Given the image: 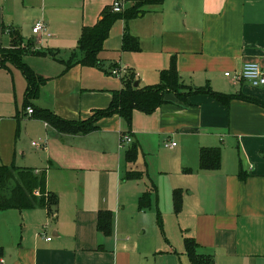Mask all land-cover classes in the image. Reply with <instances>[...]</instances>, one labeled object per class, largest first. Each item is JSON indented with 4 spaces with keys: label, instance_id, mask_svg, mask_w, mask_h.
<instances>
[{
    "label": "crops",
    "instance_id": "0c3cea01",
    "mask_svg": "<svg viewBox=\"0 0 264 264\" xmlns=\"http://www.w3.org/2000/svg\"><path fill=\"white\" fill-rule=\"evenodd\" d=\"M115 1L0 0V112L7 114L0 113V142L15 135L18 120L11 114L12 102L18 108L27 90L21 69L3 58L13 48L12 31L21 46L32 45L41 53L23 57L47 80L37 108L80 122L110 107L113 92L124 88L120 78L80 64L67 69L63 62L73 55L80 59L83 29L94 27ZM119 1L127 10L142 0ZM141 10L130 21L118 20L104 42L99 58L109 65L108 75L113 67L123 66L143 88L159 84L161 72L175 62L185 86L209 87L256 102L233 99L224 105L209 95L180 99L170 93L152 115L135 111L131 128L116 114L98 121V129L87 135L62 134L28 116L35 122L22 129L17 142L30 138L25 133L30 129L44 144L38 149L32 145L37 141L31 143L38 160L35 172L46 174L47 191L58 196L59 205L55 215L41 207L0 212L3 264H135L126 249L131 239L121 234V216L148 191L137 190L138 181L126 175L143 172L139 167L144 166L154 178L164 169V150L174 153L187 172L179 214L185 240L194 239L198 254L211 257L213 264H264V87L234 84L225 75L239 72L246 63L264 68V0H164ZM38 21L47 24L51 36L33 33ZM125 32L138 39L139 52L123 50ZM42 43L48 52L40 50ZM123 134L133 142L121 148ZM165 142L177 146L169 150ZM133 144L139 148L138 160L129 164L126 147ZM217 147L222 151L221 168L201 171L200 150ZM9 152L10 147L0 151L4 164ZM100 211H111L116 218L111 237L97 229ZM21 218L24 222L18 223ZM35 218L39 221L31 224ZM30 225L26 236L22 229ZM154 248L146 251L154 264H192L185 243H170L159 252V245Z\"/></svg>",
    "mask_w": 264,
    "mask_h": 264
},
{
    "label": "trees",
    "instance_id": "16d2710c",
    "mask_svg": "<svg viewBox=\"0 0 264 264\" xmlns=\"http://www.w3.org/2000/svg\"><path fill=\"white\" fill-rule=\"evenodd\" d=\"M164 0H142L132 8L123 12H114L113 7L106 8L102 13L101 20L94 27H85L82 31L77 51L81 57L73 55L68 61H64L66 68L74 64L83 67L100 69L102 62L99 58L103 51L104 42L109 38L110 32L118 20L130 21L139 16L143 11V6L149 4L161 5ZM13 48L5 52L3 58L15 64L23 72L27 80L26 98L23 109H33V114L27 116L46 122L56 131L68 135H87L98 129L97 123L103 118L113 115H120L128 124L129 128L133 124V114L135 111L152 115L156 110L166 103V95L174 93L180 99H185L190 95H209L218 102L227 105L233 99H243L247 102L256 100L244 97L226 95L214 92L209 87L192 88L182 84L177 71V66L173 62L168 70L161 72V81L157 85L143 88H135V74L128 71L122 79L124 88L113 92V100L108 109L98 110L93 116L80 122L67 121L59 118L48 109L36 108L33 104L40 96V90L47 82L45 78L36 74L24 61L26 54L40 55L32 45L21 46L22 40L16 32L12 31ZM19 39V40H18ZM123 50L126 52H139L141 50L138 39L125 32L123 38ZM262 104V103H261ZM18 125L20 124V111L17 114ZM20 130V126H19ZM18 130V131H19ZM127 135V134H123ZM139 148L133 144L126 151V160L129 164L138 160ZM222 151L217 148H202L199 155V169L201 171H217L221 168ZM142 172L130 171L126 175L127 180H141L144 176ZM243 172L240 174L242 180L245 179ZM155 190V189H154ZM152 193L145 192L139 201L140 209L146 210L151 207ZM174 211L177 215L183 210V191L175 190L172 194ZM59 205V198L56 194L47 191V177L45 173L37 174L35 170L29 168H17L14 166L0 165V212L17 210L20 212L44 208L50 215H55ZM114 214L111 211H100L98 213L97 229L106 237L113 234ZM185 249L192 264H213L211 257L198 254V244L192 238L185 240ZM1 250V249H0ZM1 254V253H0ZM1 258V255H0Z\"/></svg>",
    "mask_w": 264,
    "mask_h": 264
},
{
    "label": "rangeland",
    "instance_id": "374dc122",
    "mask_svg": "<svg viewBox=\"0 0 264 264\" xmlns=\"http://www.w3.org/2000/svg\"><path fill=\"white\" fill-rule=\"evenodd\" d=\"M5 23L7 21L5 20ZM29 33L32 34V28L30 27ZM2 32L0 31V37ZM40 50L43 52H48V48L42 43ZM31 60V59H30ZM28 60V61H30ZM36 61H39L35 59ZM105 63L101 65L100 71L107 76L108 78L114 79L112 73L107 74L109 71V65ZM35 65V64H34ZM114 68V67H113ZM112 68V69H113ZM111 69V72H112ZM21 74V73H20ZM117 81V80H116ZM121 85V80L117 81ZM123 83V82H122ZM24 96H22L18 108H16L15 101L12 102V112L17 117L18 111H20V124H17L16 132L14 136H7L3 141L0 142V151L4 148L10 147V158L5 156V160L9 161L7 164L2 162L1 153H0V164L2 163L5 166H14L17 168H29L35 170L36 165H38V160L33 157V154L36 153L32 147L31 143L33 141L40 142L37 138L33 137L31 134H35L33 130H25V133H29L30 138H25L22 143L18 144V138L23 128L28 125L30 122H35L32 119L29 120L27 114V110L23 109L24 106ZM33 101L34 106L35 102ZM1 113V112H0ZM7 115L6 113H1ZM35 120V119H34ZM20 126V130H19ZM19 130V131H18ZM20 140V139H19ZM17 144L20 150H17ZM128 147V146H127ZM126 147V150H128ZM12 155V156H11ZM18 155V156H17ZM16 156L18 158H16ZM162 160V164L164 169L162 172L158 174H154V178L150 175L148 170L144 169V166L139 167V171H143V178L135 184H137V190L139 188L146 187V190L151 192L152 204L151 207L142 210L139 206V199L136 204L127 207L121 216L120 228L121 234L125 235L126 238L131 239V243L126 247L129 249L135 259V264H138L139 261H142L144 264H154L152 263L151 256H148L149 252L154 251L155 245H159L157 252L162 250L163 246H169V244H178L185 243V234L181 229V221L180 215H177L174 211V205L172 204V193L175 190H183V180L187 175L186 170L182 169L181 160H179L174 153L170 151L164 150L160 161ZM159 161V162H160ZM161 163V162H160ZM182 169V170H181ZM155 189V190H154ZM157 198L160 199V202L157 201ZM32 212V211H26ZM30 213H24V215ZM114 216V221H115ZM24 219H18V223H22ZM39 221L38 218H35L31 224L37 223ZM28 227L32 228L31 225L25 227L27 233L24 235L28 236ZM157 243V244H155ZM163 251V250H162ZM149 257L147 260L146 258Z\"/></svg>",
    "mask_w": 264,
    "mask_h": 264
},
{
    "label": "built area",
    "instance_id": "2783aa9c",
    "mask_svg": "<svg viewBox=\"0 0 264 264\" xmlns=\"http://www.w3.org/2000/svg\"><path fill=\"white\" fill-rule=\"evenodd\" d=\"M113 11L114 12H123L124 11V5L121 1L116 0L113 3ZM33 33L35 35H43L46 34L48 36H51L48 32V26L45 22L43 21H38L36 22L34 28H33ZM112 75L120 78L121 80L127 75L128 70L123 68V66H115L112 69ZM226 77L231 78L232 82L234 84H241V83H248L249 85L255 87V88H263L264 87V68H262L259 64L257 63H246L243 68L236 73H226ZM28 114L32 115L33 114V109H28ZM133 142V139L129 135H121V140H120V146L121 148H124L126 145L131 144ZM33 147L41 149L44 147V144L38 143V142H33L32 143ZM177 146L176 143L174 142H165L164 147L166 149L172 150ZM51 238H48L47 241H50ZM4 261L1 259L0 264H3Z\"/></svg>",
    "mask_w": 264,
    "mask_h": 264
},
{
    "label": "water",
    "instance_id": "95a60500",
    "mask_svg": "<svg viewBox=\"0 0 264 264\" xmlns=\"http://www.w3.org/2000/svg\"><path fill=\"white\" fill-rule=\"evenodd\" d=\"M134 87H135V88H138V87H139V83L136 82V83L134 84Z\"/></svg>",
    "mask_w": 264,
    "mask_h": 264
}]
</instances>
